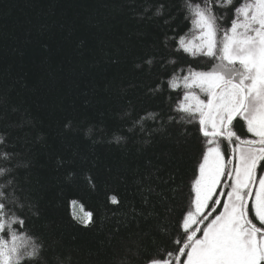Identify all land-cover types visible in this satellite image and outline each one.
Instances as JSON below:
<instances>
[{
	"label": "trees",
	"instance_id": "trees-1",
	"mask_svg": "<svg viewBox=\"0 0 264 264\" xmlns=\"http://www.w3.org/2000/svg\"><path fill=\"white\" fill-rule=\"evenodd\" d=\"M248 1L0 0V264H182L209 143L183 92L213 64L191 8L220 31Z\"/></svg>",
	"mask_w": 264,
	"mask_h": 264
},
{
	"label": "rangeland",
	"instance_id": "rangeland-1",
	"mask_svg": "<svg viewBox=\"0 0 264 264\" xmlns=\"http://www.w3.org/2000/svg\"><path fill=\"white\" fill-rule=\"evenodd\" d=\"M191 9L196 16L183 46L191 54L204 53L213 58V64L209 69L189 72L182 106L199 113L202 132L209 138L215 137L220 142L221 135L226 134L224 128L232 126V121L240 115L246 121L249 135L238 134L239 137L249 144L264 141V116L258 111V106L264 105V0L243 4L228 26L220 31L208 9L197 6ZM208 145L197 179L191 183L192 208L184 222L187 229L207 209L226 174L225 158L219 145ZM259 150L251 145L236 144L231 156L232 176L221 210L189 246L183 264H258L264 261V235H257L242 213L244 191L250 187ZM220 197L221 194H217V202ZM250 208L256 216L253 217L256 224L264 227L262 170L257 174ZM167 263L162 260L152 264Z\"/></svg>",
	"mask_w": 264,
	"mask_h": 264
},
{
	"label": "flooded vegetation",
	"instance_id": "flooded-vegetation-1",
	"mask_svg": "<svg viewBox=\"0 0 264 264\" xmlns=\"http://www.w3.org/2000/svg\"><path fill=\"white\" fill-rule=\"evenodd\" d=\"M259 113L261 114V115H264V108H262V110L261 111H259ZM253 147H256V148H258V149H260L259 151H258V155H257V157H256V159H255V163H254V165H256L257 166V169L259 170H262V171H264V141H262V142H256V143H254L253 144ZM251 210H250V208H249V213H248V216L247 217H256L252 212H250Z\"/></svg>",
	"mask_w": 264,
	"mask_h": 264
},
{
	"label": "water",
	"instance_id": "water-1",
	"mask_svg": "<svg viewBox=\"0 0 264 264\" xmlns=\"http://www.w3.org/2000/svg\"><path fill=\"white\" fill-rule=\"evenodd\" d=\"M253 186H254V182L252 183V186H251V189H250V192L246 198V201H245V213H246V210H247V207H248V204H249V201H250V197H251V193H252V189H253Z\"/></svg>",
	"mask_w": 264,
	"mask_h": 264
}]
</instances>
